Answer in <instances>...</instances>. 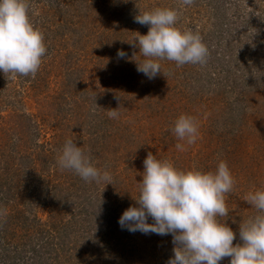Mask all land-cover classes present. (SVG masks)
<instances>
[{
  "label": "rangeland",
  "instance_id": "1",
  "mask_svg": "<svg viewBox=\"0 0 264 264\" xmlns=\"http://www.w3.org/2000/svg\"><path fill=\"white\" fill-rule=\"evenodd\" d=\"M141 1L145 0H29L30 19L41 22L38 28L47 51L35 77L5 76L0 71V147L5 149L0 156L11 152L13 164L19 167L34 162V179L40 172L52 179L51 174L60 168L63 146L71 139L95 167L110 174L111 183L92 181L82 190L103 193L94 216L117 218V224L139 197L148 152L181 170L215 171L225 161L235 185L226 195L229 215L223 219L236 234L233 246L242 245L240 225L258 214L246 197L264 190L262 0H194L190 6L181 0H160L158 8L179 10L182 30L201 35L209 56L195 68L191 64L173 68L161 60L162 73L153 79L137 71V62L143 58L126 52L129 48L124 46L128 39L125 25L142 30L134 22L135 13H130ZM143 29L148 32L149 28ZM118 50L127 56L119 58ZM242 70L246 75H241ZM247 86H257L262 95L251 93L243 100L238 94ZM111 109H117V118H109ZM181 115L194 117L198 124V138L191 146L178 140L173 131ZM177 143L186 150H178ZM42 188L32 192L37 198L48 194L46 201L23 203V207H35L25 212L31 222L29 231L45 226L50 213L57 214L58 205L66 202L63 192H56L58 202L50 198V187L48 191ZM75 200L70 199L69 209L60 211L64 219L74 212L86 217ZM16 210L13 217L24 226ZM148 222L153 221L149 218ZM112 228L96 247L109 246L106 251L110 250L111 261L105 257L107 264H167L174 256L171 234ZM48 254L43 259L46 264H75L63 249L57 255ZM220 264H230V257Z\"/></svg>",
  "mask_w": 264,
  "mask_h": 264
},
{
  "label": "clouds",
  "instance_id": "2",
  "mask_svg": "<svg viewBox=\"0 0 264 264\" xmlns=\"http://www.w3.org/2000/svg\"><path fill=\"white\" fill-rule=\"evenodd\" d=\"M193 3L181 0L182 5ZM29 9V0H0V71L5 76L35 77L47 51L44 34L31 21ZM178 20L179 10L174 8H156L135 16L134 22L149 26L146 35L138 33L134 40L138 43L131 42L133 47L139 46L144 57L136 61L137 71L148 79L162 73L161 60L174 61L177 66L207 62L209 50L201 35L182 30ZM117 56L123 59L127 53L118 50ZM118 115L117 109L108 110L109 118ZM173 131L189 146L195 144L199 134L198 124L190 115H181ZM176 148L186 150L182 143ZM58 164L74 170L85 181L111 183L110 174L95 167L91 157L71 139L64 144ZM143 165L139 197L118 221L122 229L171 234L174 256L167 264H220L226 257H230V264H264V190L246 197L258 214L240 225L242 245L233 246L236 234L223 218L229 215L226 195L232 192L235 179L225 161L219 162L215 171L195 167L181 170L172 161L148 152Z\"/></svg>",
  "mask_w": 264,
  "mask_h": 264
},
{
  "label": "trees",
  "instance_id": "3",
  "mask_svg": "<svg viewBox=\"0 0 264 264\" xmlns=\"http://www.w3.org/2000/svg\"><path fill=\"white\" fill-rule=\"evenodd\" d=\"M137 4H141L142 7H138L137 5L133 8L130 6L132 8V11H130L132 16L134 13L137 16L139 13L142 14L145 11H152L158 8L161 3L160 0H145L138 2ZM226 5L227 4H224L223 7L226 8ZM262 5H264L263 0L260 3V16H264V7H262ZM112 13L115 14L114 11ZM33 23L36 27L41 25V22L36 19ZM140 27L142 28L140 31L138 27L130 28L126 27V25L123 27L124 31H127L126 33L128 36V39L125 41V45H123L129 48V51L126 52L131 54L137 53L144 59V57L139 53V46L133 47L131 43L138 37L139 34H147V32L143 31V28L146 29L149 28V26L140 24ZM136 31H138V33H142L138 34ZM133 43H138V41H134ZM257 55L258 54H256V56ZM217 57H214V59H217ZM246 59L247 58H245V60ZM165 63L167 66H171L173 68L177 66L174 61L165 59ZM189 64L190 63L185 64V66H188ZM191 66L195 68L198 67V64H191ZM235 72H237L236 69ZM244 74L246 75L244 71L241 72V75ZM222 87L221 89H223ZM246 88V90L241 88L243 92L238 94L239 97H244L243 100L248 99L247 96L251 93H253V95L254 93L262 95V91L257 86H247ZM252 113L253 112H251V114ZM28 127H30V125ZM0 152L4 153L5 149L0 147ZM18 154L22 155L23 153L20 152L17 153V155ZM11 155H13L11 152L10 154L7 152L6 155L0 156V164L2 163V165H0V185L3 183L6 184V189L0 190V264H46L47 262L43 259L46 257L47 253H49L48 255L52 253L57 255L60 253V249H63V252L66 251V253H68L66 257L72 258L75 264H107L105 257L110 259V250L106 251L109 246L107 248L101 246L103 250H98L96 248L100 243V240H104L106 237L104 233H108L109 229L112 230L113 225L116 229H120L123 232L128 230L126 228L122 229L121 226L117 224V218H114L112 221L113 218L111 217L106 218L99 215L98 217L94 216V213L98 212L96 209V203L99 202L103 193H94L92 190H88L87 192L86 190H82V188L85 189V186L91 185L92 181H85L71 169H62L61 167H57L56 169L55 167L56 172L51 174L52 179H49L47 176L46 178L42 177L43 174L41 172L37 174V178L34 179V162L32 165L24 164L19 167L18 165L13 164L14 155L13 157ZM25 158L27 159V155H25ZM40 158L42 160H47L43 155H40ZM25 160L23 161L25 162ZM44 164H46V161H44ZM27 176H29V178L31 176L35 182H33L32 179H30V182L29 180H25ZM40 181L43 186L39 184ZM35 187L38 189H43L42 187H44L47 191L50 187L51 191L50 193L48 192L50 198H52L53 201L58 200V202L60 201V198H56L54 196L56 192H63L62 194H64L66 202H60L61 204L58 205L59 207H57L56 210L61 209L65 212V209H69V204L67 202H69L70 199H77L75 201L80 203L78 206L79 212H83L86 217L83 218L81 215H75L74 212L71 216H69V218L64 219L62 213L60 212L61 210H59L57 214H53L50 213L51 211H48L50 216L47 220H45V226H38L35 231H29L31 222L27 221L29 213L25 212H33L35 207H23V203L25 201L31 202L36 200L38 203H41L39 200L46 201L48 197V194L45 193L44 197L37 198L32 192ZM69 193H71L72 196H69ZM75 194H77V196ZM63 207L65 208L63 209ZM16 208L17 216L20 219H24L26 222L24 226L13 217V211ZM47 208L52 210V206H47ZM87 214L89 216H87ZM114 221H116V223ZM94 225H96V227H94ZM135 233H137V231ZM107 238L110 237L107 236ZM86 251L87 253L84 254ZM121 260L122 258L118 257V261Z\"/></svg>",
  "mask_w": 264,
  "mask_h": 264
}]
</instances>
